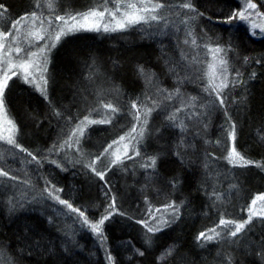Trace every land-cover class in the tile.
Returning <instances> with one entry per match:
<instances>
[{"label":"trees","instance_id":"obj_1","mask_svg":"<svg viewBox=\"0 0 264 264\" xmlns=\"http://www.w3.org/2000/svg\"><path fill=\"white\" fill-rule=\"evenodd\" d=\"M40 1L48 3V0ZM36 2L0 0L8 10L4 22L32 12ZM52 2L55 13L63 14L66 10L85 11L98 0ZM170 2L175 5L181 0ZM193 3L205 14L204 17L197 16L187 26L180 23L183 17H177V26L162 28V34L148 36L144 30L136 28L116 33L81 32L66 38L49 56L48 100L19 79H14L6 92L8 107L19 129L18 141L30 152L50 149L57 144L78 120H82L101 101L118 103L122 110L117 117L125 121L130 118L127 112L132 100L151 94L160 101V107L148 119L149 135L145 133L143 144L146 146L152 141L156 150L165 147L161 143L175 146L181 163L174 157L169 159V156L163 160L160 154L162 158L151 177L144 178L143 174L131 169L126 175L116 171L112 176L107 175L106 180L111 194L122 202L123 209L128 212L136 209L142 185L147 186V192H152V187L156 186L160 191L171 189L178 201H183L180 223L172 230L157 233L150 248L140 244V237L138 240L135 233L136 225L109 223L106 226V246L115 257L116 264H156V257L172 244L179 246V252L166 264H221L224 258H229L227 254H233L236 264H264V259L257 255L262 250L260 241L264 237V226L259 220L254 221L245 240L234 247L224 242L214 254L201 247L195 239L214 217L212 213L211 216L201 213L209 207V202L200 199V195L207 198L208 194L216 192L221 197L226 196L233 213L243 216L245 211L241 210L247 208L253 195L264 191V169L255 164L232 167L224 159L230 144L223 131L224 110L210 106L208 94L203 92L202 84L196 78L195 68L188 67V61L196 55L183 44L186 31H195L194 21L198 19L199 32L206 34L203 36L207 38L198 40L199 44L205 40L224 47L232 45L229 51L230 68L239 70L242 74L240 79L246 83L229 90L227 109L237 128V150L255 162H264V140L260 139L264 136V37L249 35L243 25L239 31H226L223 25L214 23L238 8V0H193ZM146 30L149 32V29ZM182 55H186L187 60H182ZM246 56L251 63L244 62ZM257 59L261 60L260 64L255 63ZM178 63L180 67H177ZM137 65H142L151 74V85L136 71ZM172 68H175V73L170 71ZM253 72L256 76L250 78ZM178 76L183 78L182 83H178ZM177 87L180 95L172 100L157 94V88L172 92ZM104 90L106 93L103 95ZM190 96L198 98L197 106L178 114L176 123L183 120L191 129L168 137V134H174V124L166 117ZM57 111L62 117L54 114ZM190 112L203 114L189 119ZM112 133L109 125H92L81 141V148L85 151L96 144L92 150L96 153ZM218 140L222 143L218 144ZM163 150V153L167 152ZM62 161L66 162L63 158ZM68 165L66 171L56 173L57 181L65 187L70 186L77 197L90 203L94 188H104L101 184L97 185L80 164L71 160ZM172 176L181 178L175 189L169 183ZM5 197L6 192L0 191V245L6 246L8 255L18 257L17 264H107V253L99 245H93L88 238L68 239L55 223H48L45 216L35 209L16 213L9 210ZM205 211L212 210L207 208ZM134 248L147 250L141 257L135 254Z\"/></svg>","mask_w":264,"mask_h":264},{"label":"snow or ice","instance_id":"obj_2","mask_svg":"<svg viewBox=\"0 0 264 264\" xmlns=\"http://www.w3.org/2000/svg\"><path fill=\"white\" fill-rule=\"evenodd\" d=\"M35 7H41L40 0H37ZM47 8L49 15L45 16L43 12L32 11L30 14L25 13L18 19L11 21V26L5 30V25L0 24V143L8 145L10 148L26 153L31 157L28 163L35 162L41 164V159L34 155L28 149L24 148L19 142L18 125L12 117L6 100V92L11 87V82L14 79L21 80L24 84L33 86L45 100H48V63L50 53L62 44L68 37H75L81 32H96V33H116L126 32L129 29H136L137 26L147 25L153 28L154 31H144L148 36L158 34L162 29L169 26L168 16L183 17L180 20L181 24L187 26L191 20L197 16L204 17V13L200 12L193 0H181V2L173 5L170 0H98L95 6L86 11L66 10L63 14H56L52 0H48ZM178 9V10H177ZM7 8L3 3H0V21H4ZM167 13V14H165ZM211 20V17H208ZM214 23L223 25L226 31L235 29L239 31L241 25L248 29L249 35L256 36L257 30L260 34H264V12H261L254 0H241L238 8L231 10V14L221 19H217ZM203 37L196 34L193 30L186 31L184 44L191 49L203 48L206 50V55L211 59L204 61L199 59V54L193 56L188 61V67H194L197 73V80L202 84L203 92L208 94L210 106L218 107L224 110L225 125L223 126L224 134L230 146L227 149V155L224 159L232 167H247L255 164L257 167L264 169V162H255L246 158L236 148L237 128L232 122L231 116L227 109L229 100V90L246 81L240 79L241 73L237 69H231L229 63V51L232 45L224 47L220 43L211 46L210 43L199 44L198 40ZM182 60H187L186 55H182ZM244 62L251 63L249 57H244ZM255 63L260 64L261 60L257 59ZM177 67H180L179 63ZM136 71L143 75L151 85L152 76L142 65H137ZM175 73V68L170 69ZM256 73L253 72L250 78H254ZM178 83L183 82V78L178 76ZM157 94L163 96L166 100H172L174 97H179L180 89L177 87L174 91L169 92L164 88H157ZM235 103V101H233ZM198 98L195 96L187 97L181 104V107L176 108L169 113L166 120L175 124L178 119V114L183 113L185 109H191L197 106ZM160 107V101L152 97L151 94L144 96L143 99L137 98L130 102L127 115L132 119L131 128L117 139L111 141L104 147L103 151L96 155L95 158L89 160L83 166L92 175L97 177L99 181L104 183L105 199L108 200L104 208V214L98 219L92 220L86 214V210L74 206L73 203L61 198L60 193L63 189L56 187L50 181L46 182L45 187L40 193L41 198H46L62 206V210L66 209L67 213L74 214L77 221L83 228L88 229L105 248L107 253V264H116L115 257L106 248L107 236L104 232V225L111 220L115 215L124 216L126 213L120 211L118 207L117 197L111 195V187L106 180L107 173L114 166H121L126 160H133L141 157V152L138 145L143 141L148 126V117L153 111ZM201 108L205 105H200ZM103 110L104 116L101 119H92L94 113ZM121 107L118 103L112 101H101L97 108L89 110L88 115H85L82 120H78L66 134V139L58 141L48 151L49 153L60 154L66 149L75 150L83 155L81 149V140L84 138L87 129L92 125H107L112 124L121 112ZM57 117H62L60 112L54 113ZM203 113L190 112L189 119ZM72 118L70 117L69 120ZM78 119V118H77ZM178 126L181 131L187 129V125L183 120L179 121ZM159 131V129H157ZM264 140V136L260 137ZM217 143H222L218 140ZM105 158L109 159L107 167L99 168ZM3 159V156H0ZM145 163L140 167L145 169L155 170L157 167V156L145 157ZM49 163L66 171L63 164L52 159ZM75 163H81V160H76ZM0 177L19 180V177L10 174L9 171L0 167ZM26 186L31 187V180L25 179L21 181ZM174 189L181 183L179 176H172L169 181ZM235 187V186H233ZM216 200H221L219 193L213 192ZM35 197L33 202H35ZM12 210L15 211L17 205L20 208L24 207L23 203L10 199ZM260 202L259 207H257ZM147 211L143 219L135 222L144 229V243L149 247L152 246L154 237L157 233H161L175 223L181 215V204L171 201L163 204L160 207H154L145 197ZM247 216L244 219L226 218V213H221L218 223L210 228L200 231L195 237L196 241L203 247L204 244L213 241H221L224 239L236 242V238L242 234H247L254 226V221L259 220L264 226V193L257 194L247 206ZM261 252L257 255L264 259V237L260 241ZM178 245L172 244L164 249L159 256L156 257V264H166V261L174 257L178 251ZM145 250L134 248L135 254L139 256L145 255ZM230 264V261H229Z\"/></svg>","mask_w":264,"mask_h":264},{"label":"rangeland","instance_id":"obj_3","mask_svg":"<svg viewBox=\"0 0 264 264\" xmlns=\"http://www.w3.org/2000/svg\"><path fill=\"white\" fill-rule=\"evenodd\" d=\"M238 2H239L238 3L239 6H240L241 0H238ZM254 2L257 3L259 10L261 12H264V0H254ZM46 3L43 1H40L41 7L39 9L35 8L34 10L38 11V12H43L45 16H48L49 15V9L47 8ZM95 5H93V6H95ZM165 14H167V13H165ZM175 18H177V16H171V15L168 16L169 25H171L172 27L177 26V21ZM0 24H4L5 30H6L7 27L11 26V21L10 22L0 21ZM159 27H160V29H162V28H164V25L161 24ZM194 27H195L194 32L196 34L202 36L203 37L202 40L207 39L205 36H203L206 34L199 32L200 25H199L198 19H196L194 21ZM137 28L140 31H143L145 29H149V32L154 31L153 28H149L147 25L137 26ZM162 33L163 32L160 31L158 34H162ZM255 37H264V34H260L259 30H257V35ZM204 43H210L211 46H215L211 42H208L205 40L202 44H204ZM183 44H184V42H183ZM196 49L190 48V51L192 54H195V55L200 53L199 59L201 58L204 61L211 59L210 56L206 55L205 49H203V48H196ZM200 87L202 89V86H200ZM95 89L96 88L94 87V91H95ZM38 93H40V92H38ZM105 93H106V90H104L101 94L104 95ZM108 94H109V92H108ZM108 94H106V95H108ZM102 96H100V97H102ZM94 108H97V106ZM93 115H94V117H93ZM93 115L91 117L92 119H101L104 116V112H103V110H101L98 113H94ZM149 117H148V119H149ZM132 122L133 121H132L131 117L128 118V121H125V120L121 119L120 117H117L112 124H107L113 130L112 136L109 138V140H107L105 143H103L101 145V147L97 150L96 153L92 152V150L94 148H96L95 147L96 144L92 145V147L90 149H85L86 152L83 150V148H81L83 155H81V153H79V152H76L75 150H69V149H66L65 152L60 153V154L49 153V151H48L49 149L37 150L36 152L31 151L34 155H37L38 158L41 159L40 165H37L35 162H33L31 164L28 163V161L31 159V157L27 156L26 153L20 152L19 150L12 149L8 145L0 143V156H3V159H0V167L9 171L10 174L19 177V180H16V181L0 177V191H2L4 193L6 192L7 197H5V198H6L8 209L13 211L12 210L13 206L9 202L10 199L17 201L19 203H23L24 204L23 208H20L17 205L16 210L13 212L16 213V212L23 211V210H34L35 209L36 212L45 216L48 223H55V225L57 226L56 228H59V230H61L60 232H62V234L65 235L68 239L75 241V239L78 237L86 238V239L88 238L90 241L93 242V245H95V246L99 245V247L102 248L105 252V248L101 246L99 240L88 229L83 228L81 226V224L77 221V218L74 214L67 213L66 209L62 210L61 205H58L51 200H48L46 198H41L40 193H41L42 189L45 187L46 182L50 181L56 187L63 189V191L60 193L61 198L68 200L69 202L73 203L74 206L79 207L82 210H86V214L89 216L90 219H92V220L98 219L102 214H104V208L106 207V205L108 203V200L105 199V195H104V192H105L104 183L99 181V179L97 177H95L94 175H92L87 169H85L83 165L85 163H87L89 160L95 158L96 155H99V153L103 151L104 147H106L107 144L111 143L112 140L117 139L119 136H121L125 132H127L131 128ZM178 124H179V121L173 125L172 128H173L174 134H172V133L168 134V137H174L175 135H180L182 133H186L191 129V128L187 127L186 130L181 131V129L178 126H176ZM67 133H68V131L64 134L63 139H66ZM146 133H147V135H149V130H147ZM63 139H61V140H63ZM84 139L85 138H83L81 141H83ZM161 144L165 147L160 149V150H156V149H154V145H153L152 141H149V143L146 144V146L143 144V141H142L138 145L139 150L141 152V157L134 158L133 160H126L124 162V164L121 166H114L112 168L111 172L109 171L107 173L108 177L112 176V174H114L116 171H119L121 174L126 175L128 172H130L131 169H133V170L135 169V171H137V174L138 173L143 174L144 178H147L148 176L151 177L150 174L154 173L157 170L158 165H157L155 170L145 169V168L140 167V165L142 163H145L144 158L148 157V156H157V158H158L157 164L162 157H164L162 159L165 160L167 156H169V159H171V157H174L178 163H181L179 160V154H178L177 148L175 146L170 147V146H168L167 143H165V144L161 143ZM229 146H230V144H229ZM163 149H166L167 152L163 153L164 152ZM168 149H169V151H168ZM160 154L162 155V157L160 156ZM62 158L65 159V161L68 163L71 162V160H72V162H75L78 159L81 160V163H79L81 165V168L84 170H87V172L92 176L93 181L97 185L101 184L102 187L104 188V190H101L99 188H94L95 190L92 193V200L90 203H88L86 200H83L80 197H77L74 194L73 189L70 188V186L65 187L63 184H61L60 182L57 181V179H56L57 174L56 173L60 174L63 171L60 168H57L55 165L49 163V161L52 159H57L63 164V167L65 169H67L69 167V165H68V163L62 161ZM108 163H109V159L105 158L103 160L102 164L98 165V167L102 169L104 167H107ZM25 179L31 180V187L26 186L25 184H23L21 182ZM146 189H147V186L142 185L140 187V189H139L140 194H139V198L137 200L138 203L136 205V209L133 210L132 212L125 211L123 209L124 206L122 205V202L117 199L118 207H119L120 211L126 213V215H124V216L115 215L114 217H112L111 220L106 222V224L104 225V232H105L106 236H107L106 226L109 223L114 221V222H118V224H122L123 222H125L127 224H130L131 227H133L135 225L137 226V227L135 226V233L137 234V236L136 235H134V236H136L138 238V240L140 237V244L144 248H150L148 245H146L144 243V229L142 228L141 225H139L135 222L136 220L143 219L145 216V213L147 211V205L145 204V197L148 198V201L154 207H160L163 204L171 202V201H175L176 203H180V202L176 198L177 196L169 188L166 191H160L158 186H156V188L152 187V189H153L152 192H147ZM153 192H155V193H153ZM259 193H264V191L254 194L253 197L250 199L249 204H250L251 200ZM208 195L209 196H207V198H205V196H203V195H200V199H202L206 202H209V207H206L205 210L207 208H210L212 210L211 212H209V211L206 212L205 210H203L201 213L204 212L207 215L210 214V216L212 213V215L214 216L212 219H210L209 224L205 227V229L210 228V227L214 226L216 223H218L221 213H226V218H230V219H244V218H246V216H247L246 211H245V215H243V216L236 215L233 213V211L228 207V197H226V196L221 197L222 199L217 201L215 196L210 195V194H208ZM34 197L36 198L35 202H33ZM259 204H260V202H258L257 207H259ZM182 207H183V205L181 204V208ZM180 219L181 218H179L175 223H173L168 228V230H172V228L176 227L177 224L180 223ZM56 232H58V229ZM246 238H247V234H242L240 237L236 238L235 243H233L231 240L224 239L221 241H213L211 243L204 244L203 247L211 250L210 253L214 254L216 251H218L219 249L222 248L224 242L228 243L231 247H234V246L238 245V243H240L242 240H245ZM154 239H155V237H154ZM106 248H107V246H106ZM7 250L8 249L6 248V246L0 245V264H17L18 257H16L15 255L13 257H11L10 255H8ZM227 256L229 258H224L225 262L222 261L221 264H229V261H230V264H236L233 254H231V255L227 254ZM209 264H212V263L209 262Z\"/></svg>","mask_w":264,"mask_h":264}]
</instances>
